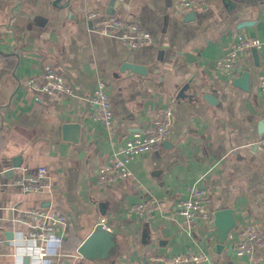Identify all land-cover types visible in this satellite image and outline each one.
Here are the masks:
<instances>
[{
  "label": "crops",
  "instance_id": "0c3cea01",
  "mask_svg": "<svg viewBox=\"0 0 264 264\" xmlns=\"http://www.w3.org/2000/svg\"><path fill=\"white\" fill-rule=\"evenodd\" d=\"M176 2L0 0V264H36L31 237H23L41 232L58 236L74 264H264V248L233 253L245 226L264 233V0H211L198 11ZM92 11L135 21L151 42L127 48L93 28ZM238 33L262 47L231 78L216 63ZM124 63L143 72L123 71ZM45 66L63 76L70 95L24 86ZM102 82L111 129L91 116L88 97ZM163 109L171 111L165 142L134 160L129 178L97 186L99 168ZM190 187L208 194L209 218L193 227L176 208ZM149 198L158 206L144 218L126 213ZM224 209L231 213L216 219ZM24 210L50 219L25 221ZM99 222L111 234L95 237L85 257L80 247Z\"/></svg>",
  "mask_w": 264,
  "mask_h": 264
},
{
  "label": "built area",
  "instance_id": "2783aa9c",
  "mask_svg": "<svg viewBox=\"0 0 264 264\" xmlns=\"http://www.w3.org/2000/svg\"><path fill=\"white\" fill-rule=\"evenodd\" d=\"M211 0H177L176 8L180 10L198 11L203 10L210 4ZM101 15L99 11L89 12L87 20L93 24V28L104 33L117 36L122 44L129 49H135L151 42V35L148 31L140 28L133 20H124L114 15ZM262 43L255 37H246L243 34L232 36L227 52L217 61L216 68L228 77H236L240 71L239 61L248 56L252 49L258 50ZM27 89L36 91L39 95L45 94L52 98H64L72 93L70 85L63 76L45 66L40 78H28L24 82ZM260 92L264 95V74L259 82ZM42 103V98H36ZM93 110L92 119L103 126L111 129L113 125V113L111 109L110 97L106 90V84L100 83L88 97ZM171 111L163 109L157 111L155 117L142 128L131 132L121 147L115 152L113 159L103 164L97 174L96 185L103 186L129 178L132 175L131 163L151 152L157 145L165 142L170 133ZM260 146L264 149V138L260 141ZM47 169L40 167L37 172V180L45 182L47 179ZM208 194L198 187H190L188 197L180 200L176 204L177 213L182 222L187 227H193L198 220L209 218L206 210ZM158 204L154 198L142 200L129 207V216H139L144 218L157 208ZM23 220L31 218L34 224H42L45 219H50L44 212L37 210H24ZM52 222H55L51 218ZM103 223V222H102ZM103 227L105 225L103 224ZM39 238L34 236H24L23 241L32 242L29 254L33 256L36 264H74L66 261L61 253V239L53 232H41ZM53 246V247H52ZM52 248V249H51ZM264 248V233L259 232L253 225H247L243 229L242 237L234 243L233 253L237 258L249 257L257 249ZM204 259H206L204 257Z\"/></svg>",
  "mask_w": 264,
  "mask_h": 264
},
{
  "label": "water",
  "instance_id": "95a60500",
  "mask_svg": "<svg viewBox=\"0 0 264 264\" xmlns=\"http://www.w3.org/2000/svg\"><path fill=\"white\" fill-rule=\"evenodd\" d=\"M112 13H113V12H112ZM112 13H110V14H112ZM89 23H91V22H89ZM124 69H129V70H131V71H133V72H135V73L143 72V66H139V65H135V64H129V63H124V64H123L121 70L124 71ZM262 139H263V138H262ZM262 139H261V140H262ZM19 161H20V156H16V157H14L13 160H12V167H13V168H17V167L20 165ZM230 213H231V210H226V209H224V210H219V211H217V212L215 213V218H216V219H220V218H222V217L225 216V215H229ZM102 232H107V233H109L107 230H105V228L103 227V224H102L101 222H99V223L95 226V228H94L93 232L91 233V235L89 236V238H87V239L83 242V244L81 245V247H80V250H79V251H80L83 255H85V257L88 256V251H89V253H90V251H91V249H90V242H91L95 237H97L98 235H100ZM109 234H111V233H109ZM88 246H89V247H88Z\"/></svg>",
  "mask_w": 264,
  "mask_h": 264
}]
</instances>
